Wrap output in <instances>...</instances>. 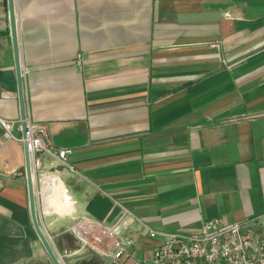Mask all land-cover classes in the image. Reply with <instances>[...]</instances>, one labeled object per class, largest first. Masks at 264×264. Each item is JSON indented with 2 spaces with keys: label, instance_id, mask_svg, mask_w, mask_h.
Returning a JSON list of instances; mask_svg holds the SVG:
<instances>
[{
  "label": "crops",
  "instance_id": "0c3cea01",
  "mask_svg": "<svg viewBox=\"0 0 264 264\" xmlns=\"http://www.w3.org/2000/svg\"><path fill=\"white\" fill-rule=\"evenodd\" d=\"M13 5L25 115L73 150L75 172L41 154L45 185L33 180L38 222L64 264H108L79 250L69 225L112 224L121 206L135 215L129 259L157 244L142 224L195 233L219 216L264 238V0ZM0 117H21L8 0ZM11 132L0 125V264H52L30 217L22 132Z\"/></svg>",
  "mask_w": 264,
  "mask_h": 264
},
{
  "label": "built area",
  "instance_id": "2783aa9c",
  "mask_svg": "<svg viewBox=\"0 0 264 264\" xmlns=\"http://www.w3.org/2000/svg\"><path fill=\"white\" fill-rule=\"evenodd\" d=\"M212 45L219 46L218 43ZM0 125L6 138H15L11 132L14 126L21 130V140L29 154L32 182L39 180L45 185L41 154L55 159L72 172L76 171L68 160L72 148L53 146L47 141L44 124H34L24 115L18 120L0 117ZM43 194L46 197L42 206L53 208L52 194L42 188ZM127 218H135V215L121 206L120 214L112 224H91L81 217L74 219L69 231L77 239L79 250L89 249L108 257V264H264V238L254 227L246 220L227 221L219 216L202 220L195 233L161 231L142 224V232L156 238L157 244L149 253L129 259L137 239L127 233ZM42 231L51 240L48 231ZM65 255L56 253L60 264H64Z\"/></svg>",
  "mask_w": 264,
  "mask_h": 264
},
{
  "label": "water",
  "instance_id": "95a60500",
  "mask_svg": "<svg viewBox=\"0 0 264 264\" xmlns=\"http://www.w3.org/2000/svg\"><path fill=\"white\" fill-rule=\"evenodd\" d=\"M8 9H9V18L12 28V39H13V54H14V63H15V73H16V80H17V90H18V99H19V106H20V116L21 118L24 117V103H23V90H22V82H21V70L19 64V55H18V47H17V40H16V27H15V16H14V5L13 0H8ZM24 130V128H23ZM25 152V171H26V178H27V191H28V198H29V211L30 217L32 221V225L38 235L40 241L42 242L52 264H60L57 260V257L54 253L53 248L51 247L50 243L48 242L47 238L45 237L44 232L38 222L37 215H36V208H35V194L33 188V182L31 178V170H30V161H29V154L24 144Z\"/></svg>",
  "mask_w": 264,
  "mask_h": 264
}]
</instances>
